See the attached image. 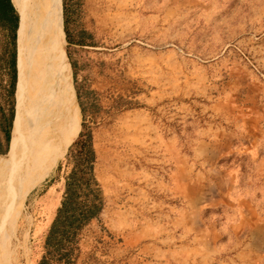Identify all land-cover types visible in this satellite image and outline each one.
Returning <instances> with one entry per match:
<instances>
[{"label":"rangeland","instance_id":"374dc122","mask_svg":"<svg viewBox=\"0 0 264 264\" xmlns=\"http://www.w3.org/2000/svg\"><path fill=\"white\" fill-rule=\"evenodd\" d=\"M62 9L78 131L24 190L17 263L45 255L73 167L66 149L91 133L104 208L71 264H264V0ZM9 145L0 129V157Z\"/></svg>","mask_w":264,"mask_h":264},{"label":"bare ground","instance_id":"6f19581e","mask_svg":"<svg viewBox=\"0 0 264 264\" xmlns=\"http://www.w3.org/2000/svg\"><path fill=\"white\" fill-rule=\"evenodd\" d=\"M15 1L25 31L10 147L7 158L0 157V264H18V251H26L17 242L21 197L26 186L41 181L58 163L62 145L77 134L79 122L64 49L62 0ZM23 157L27 164L19 169Z\"/></svg>","mask_w":264,"mask_h":264},{"label":"trees","instance_id":"16d2710c","mask_svg":"<svg viewBox=\"0 0 264 264\" xmlns=\"http://www.w3.org/2000/svg\"><path fill=\"white\" fill-rule=\"evenodd\" d=\"M67 24L68 18L65 19V32L69 38ZM24 31L23 14L16 1L0 0V129L7 145L16 113L17 65ZM68 149L64 159L72 163V171L66 177L63 198L45 243L46 253L39 264H71L79 232L104 208L103 193L94 171L96 152L92 134L80 133L66 152ZM61 168L62 161L58 170Z\"/></svg>","mask_w":264,"mask_h":264},{"label":"crops","instance_id":"0c3cea01","mask_svg":"<svg viewBox=\"0 0 264 264\" xmlns=\"http://www.w3.org/2000/svg\"><path fill=\"white\" fill-rule=\"evenodd\" d=\"M16 101V100H15ZM11 130H12V128H11ZM10 140H11V138H10ZM10 144V143H9Z\"/></svg>","mask_w":264,"mask_h":264}]
</instances>
